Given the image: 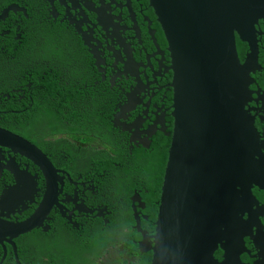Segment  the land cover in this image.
Wrapping results in <instances>:
<instances>
[{"label": "water", "instance_id": "obj_1", "mask_svg": "<svg viewBox=\"0 0 264 264\" xmlns=\"http://www.w3.org/2000/svg\"><path fill=\"white\" fill-rule=\"evenodd\" d=\"M148 1L172 53L175 107L190 116L175 129L172 147L176 141L197 150L198 162L197 167L193 159L192 167L177 164L164 181L154 234L149 237L140 230L148 242L142 250H151L150 264H219L214 258L219 248L224 251L222 264H240L241 251L235 252L239 245L230 241L231 235L250 234L255 228L254 240L264 238V206L251 192L255 187L264 193V141L246 109L250 96L254 102L264 101V94L248 90L250 72L258 64L254 27L264 23V0ZM14 11L3 13L0 22ZM237 36L248 47L243 63ZM194 124L192 132L186 129ZM2 138L1 146L34 162L44 182L41 203L28 220L9 223L0 215V242L9 238L13 245V238L40 226L53 208L60 214L63 208L56 202V171L44 154L9 133ZM14 169L16 188L5 203L27 194L24 172ZM140 220L136 217L138 227ZM261 244L264 247V241ZM258 264H264V256Z\"/></svg>", "mask_w": 264, "mask_h": 264}, {"label": "flooded vegetation", "instance_id": "obj_2", "mask_svg": "<svg viewBox=\"0 0 264 264\" xmlns=\"http://www.w3.org/2000/svg\"><path fill=\"white\" fill-rule=\"evenodd\" d=\"M10 8H15L16 11L9 13L0 24V42L3 45L0 49V132L2 137L9 133L26 140L41 151L53 167L60 171V179L64 175L71 178L72 184L67 183L65 177L62 195L56 198L59 205L66 200L67 196L73 197L76 192L84 193V176L72 167L78 162L77 151L74 148L77 142H71L68 147L57 148L56 142L71 141V139L63 134L53 136L40 134L41 131L36 124L34 125L33 118L28 113L27 105L17 107L15 103H22L24 99H27L29 91L38 87L46 92L44 90L50 80L60 83L86 81L85 88L99 89V79L102 78L103 81L106 75L108 80L104 82L105 87L108 86V81L114 74H119L121 81L127 82L133 79L132 73L140 76L151 98L159 101L166 100L170 96L173 78V72L170 69L169 43L157 23L148 0H24L8 5L2 10V15ZM254 28L258 32L255 36L258 64L257 68L250 72L248 90L251 93L259 92L263 95V21H259ZM12 33H14V43L12 47H9L5 37L9 38ZM236 44L239 51L238 36ZM9 54L13 56L9 57ZM95 56L99 57L101 66L97 65ZM244 59V57L240 58L241 63ZM28 68H42L47 71H42L37 76ZM51 70L55 74H51ZM121 81L115 84V105L126 101L125 97L121 96L122 93H126ZM254 99V96H250L246 109L251 110L254 128L264 141V101L254 102ZM1 142L3 141H0V144ZM11 160H14L12 166ZM197 162L198 158L195 162L196 167ZM254 163L258 165L259 170V164ZM13 168H26L27 177L32 181L27 187L26 195L11 203H7L8 199L5 203L3 198L6 193L16 186ZM58 188H60L59 184ZM33 191H35L34 194H32ZM251 192L259 204L264 206V193L255 187ZM43 193L44 182L36 166L13 150L0 147L2 220L17 224L28 220L41 203ZM12 196L13 194H9L7 197ZM81 197L86 198L88 205L92 204L85 194ZM64 204L67 210L66 219L73 224L63 220L60 212L53 208L40 222V226L13 238V245L8 243L9 238L0 242V264H43L38 259V252L33 249L47 251L43 247L56 237L59 238L58 246L67 242V234L71 230H77L74 225L76 223L83 227H93L92 217L79 213L73 214L74 206ZM260 221L264 232V214L260 216ZM236 232L231 235L230 241L239 245V248H235V252L241 251L238 258L240 264L261 262L264 256V247L261 243L264 238L259 236L258 241L254 240L257 236L255 228L250 234ZM225 241L224 238L222 243H226ZM143 248H148V242ZM230 256L231 252L227 250L225 257ZM214 258L222 264L224 251L218 248Z\"/></svg>", "mask_w": 264, "mask_h": 264}, {"label": "clouds", "instance_id": "obj_3", "mask_svg": "<svg viewBox=\"0 0 264 264\" xmlns=\"http://www.w3.org/2000/svg\"><path fill=\"white\" fill-rule=\"evenodd\" d=\"M1 2L2 0H0ZM242 44L246 49L243 54L244 57L248 53V47L245 43ZM238 54L240 59L241 54L239 51ZM171 55L172 53H170V69L173 63ZM96 59L99 66H101L102 63L99 57ZM171 71L173 72V78L170 86V96L163 101L154 100L153 97L151 98L146 84H143L140 76L135 73H132L133 79L127 82L121 81L119 74H114L109 79L108 86L106 87L104 86V82L108 80L107 75L103 81L100 78L99 89L106 91V97L109 99L108 105L101 112V121L103 122L105 134L101 137L99 135L97 139L92 141L78 142L74 147L77 151L78 162L77 165H73L72 167L76 168L79 174L84 176V193L76 192L73 197L67 196L65 203L74 206L73 214L79 213L87 217H92L93 224L99 219H102L106 224L111 220L117 221V224L109 227V229L113 230L112 233L118 238L128 235L125 232L126 229L129 234L136 231L143 237L142 232H145L147 236L152 237L154 231L150 234L143 230L141 226L143 220H148V217L142 215L140 211L146 208V202L143 201L142 196L159 190L160 198L161 187L164 181L171 178V175L174 174V171L177 169V164H180L181 167L186 165L192 167V159L195 164L198 158L195 155L197 150L192 149L188 145H182L174 141L172 147L175 129L183 125L190 116L186 112L180 113L179 108L175 107V89L173 87L174 71L172 69ZM117 81L123 82V87L126 90V93H122L121 95L125 97L126 101L120 105H115L114 91L116 90L115 84ZM195 126L196 124L186 129L192 132ZM16 137L36 148L26 140L18 136ZM105 138H107V142H105ZM0 141H3L1 132ZM79 145H83L86 149L79 148ZM0 147L3 146L0 144ZM171 149H175L176 152L171 154ZM20 155L23 156L22 154ZM27 160L34 164L30 159L27 158ZM54 170L56 171L57 177V193L60 190V193H58L59 198L62 195L65 177L67 178V183L72 184V180L68 175H64L60 179V171L56 168ZM19 171L24 172L25 187H29L32 180L27 177V169H19ZM12 172L17 181L15 169ZM58 184L60 188H58ZM15 188L7 192L3 199H8L7 196L13 194ZM82 194L90 198L91 205H88L86 198L81 197ZM24 195L26 194L21 196L23 197ZM21 196H16V198L18 199ZM159 198L156 203L157 213ZM59 204H62L63 208L61 216L64 219H61L67 221L65 204ZM142 204H145L144 208ZM129 211L132 212L135 225H133V222H130L129 227H127L128 221L124 219ZM136 217L141 218L139 227ZM68 219L70 220L71 218ZM76 224L74 225L77 230H71L67 234L66 238H68V241L65 242L66 245H69L72 241L77 242L74 233H78V231L85 235L78 233L83 237L84 242H90L88 233L85 230L87 227ZM142 242L143 239L139 243V249L141 251H143L142 249L145 245Z\"/></svg>", "mask_w": 264, "mask_h": 264}, {"label": "trees", "instance_id": "obj_4", "mask_svg": "<svg viewBox=\"0 0 264 264\" xmlns=\"http://www.w3.org/2000/svg\"><path fill=\"white\" fill-rule=\"evenodd\" d=\"M17 1L24 0H4L0 4V13L8 5ZM13 38L14 33L9 38L5 37L9 47H12L14 43ZM2 46L0 42V49ZM245 51V47L240 43L241 58ZM12 56L13 54H9V57ZM28 69L37 76L42 71H47V69L42 68ZM51 71V74H55L53 70ZM85 83L86 81L60 83L50 80L44 90L46 92H43L39 87L31 90L27 95V99H24L22 103L16 102L15 106L27 105L28 113L31 114L34 125L36 124L41 131L40 134L48 136L63 134L71 139V141L56 142L58 144L57 148L68 147L71 142L92 141L97 139L99 135L101 137L105 134L101 112L108 105L109 99L106 97V91L98 88H85ZM39 86H41V82H39ZM82 111L83 114H81ZM105 142H107V138H105ZM79 148L86 149L83 145H79ZM142 197L143 201L146 202V208L140 211L142 215L148 217V220H143L141 226L143 230L152 234L155 227L159 190ZM124 220L128 221L127 227H129L130 222L135 225L131 211L127 213ZM116 224L117 221L115 220H111L106 224L102 219H99L93 224V227L85 228L90 239L89 243L84 242L83 237L78 234L83 233L78 231V233H74L77 242L72 241L69 245L63 242L58 246L59 238L56 237L43 247L47 251L33 250L38 252V259L43 264H150L151 251H141L139 249V243L143 237L136 231L131 234L127 231V236L118 238L112 233L113 230L109 229V227Z\"/></svg>", "mask_w": 264, "mask_h": 264}]
</instances>
